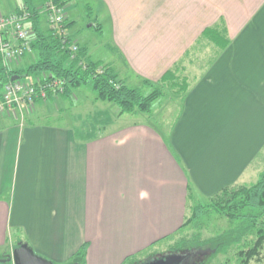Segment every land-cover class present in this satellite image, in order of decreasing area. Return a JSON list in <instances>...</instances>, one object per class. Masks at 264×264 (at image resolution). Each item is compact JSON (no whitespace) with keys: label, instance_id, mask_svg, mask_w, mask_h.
<instances>
[{"label":"crops","instance_id":"1","mask_svg":"<svg viewBox=\"0 0 264 264\" xmlns=\"http://www.w3.org/2000/svg\"><path fill=\"white\" fill-rule=\"evenodd\" d=\"M4 1L0 15L28 2L40 13L38 29L49 32L43 0ZM59 3L86 57L129 87L149 80L188 88L166 134L153 122L118 123L126 114L111 103L116 118L101 121L97 135L63 121L60 108L51 122L53 113L40 111L35 122L0 117V258L14 264L22 243L55 264H71L84 246V264L131 263L181 230L193 197L259 180L252 168L264 151V0ZM103 42L100 56L93 44ZM36 56L25 53L11 68L27 69Z\"/></svg>","mask_w":264,"mask_h":264},{"label":"trees","instance_id":"2","mask_svg":"<svg viewBox=\"0 0 264 264\" xmlns=\"http://www.w3.org/2000/svg\"><path fill=\"white\" fill-rule=\"evenodd\" d=\"M43 1L47 2L48 0ZM54 1L63 5L59 3V0ZM25 7L31 12L30 23L33 32L31 50L33 54L37 55L36 62L27 69H12L10 65L5 64L3 56L0 55V100L3 97L5 86L12 82V78L15 76H19V79H35L41 82L60 80L64 83V91L58 97L70 99L76 90L89 85L95 92L97 101L115 104L120 109V115L136 113L152 115L153 104L163 97L166 83H162L159 87L157 84L146 80V87L153 90L144 94L139 88L126 85L110 67L100 62L90 61L78 44L79 51L73 57L72 44L70 43L75 41L70 34L65 41L51 29L49 32H42L36 24L40 20L38 10L28 2L22 8ZM66 29L69 32L67 24ZM26 53L29 54V52ZM165 82L170 84L172 81ZM183 87L180 88L181 93L182 91L186 92L188 88L187 84ZM55 98L57 97L49 92L48 99L53 100ZM210 200L207 205L209 210L230 219L245 220L244 224L206 241L195 239L189 243L190 245H187V241L184 245L183 241L173 251L178 253L186 252L188 248L198 250L205 248L208 253L212 250L215 254L225 253L231 245L239 243L244 236L255 233L257 239L254 245L240 253L242 264H249L254 257L259 255L264 245V171L256 183L250 186L226 188ZM200 209L202 211V204L193 207L192 214L187 218L182 228L198 220ZM86 248L87 246H84L75 255L71 264H84ZM0 260L4 259L0 258ZM141 262L143 260L140 259L131 263L139 264Z\"/></svg>","mask_w":264,"mask_h":264},{"label":"rangeland","instance_id":"3","mask_svg":"<svg viewBox=\"0 0 264 264\" xmlns=\"http://www.w3.org/2000/svg\"><path fill=\"white\" fill-rule=\"evenodd\" d=\"M16 0H5L4 5L9 4L10 6H14ZM64 6V5H63ZM4 10L5 7H2ZM1 8V9H2ZM65 8V7H64ZM2 9V10H3ZM66 11V9H65ZM42 15L46 16V12H42ZM87 16H84L82 14L81 18L83 20L86 19ZM85 18V19H84ZM82 26V30L86 28L85 26ZM81 26L78 27L77 30L81 28ZM88 29V28H87ZM71 30L75 31V27H72ZM79 31L76 32V34ZM96 34V32L94 33ZM75 41V40H74ZM77 43V41H75ZM97 44V43H95ZM93 44V49H95V52L99 54L100 56H104L107 53V49L105 48V42H103L100 45ZM32 53V52H31ZM32 81H35V79H32ZM172 83V84H171ZM165 84L164 89V95L163 97L159 98L157 101L154 102V112L152 115H135V114H126L125 118L118 123H122L125 121L128 122H139V121H147V122H153L155 124H158L160 126V129L166 133H169V131L174 126L175 120L178 118L180 112H181V99L184 95L185 91L180 92V88H184L183 85L187 84V82H171ZM131 86L135 88H139L144 94L150 93L153 89L150 87H146L145 83L143 86L138 85V83L131 82L129 83ZM174 84V86H173ZM162 84H157V86H161ZM188 86V84H187ZM92 88L88 86H83L79 89V91H75L73 94L74 96L70 98V100H67V98L63 97H57L53 100L47 99V103H45L44 100H41L45 103V105L41 102H36L34 105L29 106L28 108H25L23 110L19 111H7V113L0 114V117L4 115H10L12 119H15L18 122H35L36 119H38L40 116H38L39 111L40 115H46L48 112L53 113V116L51 115L47 120L49 122L57 120V109H61L60 113L65 114V119L63 121H76V125L78 127L83 128V130L94 132L95 135H97L100 130H102L103 126L106 125L101 124V121L104 122L105 119L110 118L112 116V121L114 120L115 111L114 109H111L110 104L103 101H95V95ZM65 100H63V99ZM62 99V100H61ZM112 104V103H111ZM43 106L44 111L40 109L39 106ZM114 105V106H113ZM112 107H116L118 111V107L115 104H112ZM109 112H106V111ZM65 112V113H63ZM111 115V116H110ZM75 117V120H74ZM116 118V117H115ZM34 120V121H33ZM78 120V121H77ZM110 121V119H109ZM108 122V121H106ZM75 124V122H74ZM255 170V173H262L264 171V151L259 155L257 160L255 161L253 168ZM259 178V177H258ZM211 200L209 198H206L202 200L201 202H196L195 198L193 197L191 199L190 204V214H192V209L197 204H202V211L200 209V216L196 222H192L191 224L185 226L183 229L179 232H177L173 237L170 239L161 242L160 244L155 247V249H151L146 251L144 254L141 255V261L153 259L154 257H159L160 255H169L174 252V248L178 247L179 244H181L184 241H187V245H190L192 241L195 239H199L200 241H206L211 238L220 236L224 234L225 232L234 229L238 226H241L244 224L245 220L240 219H230L226 216H223L213 210H209L207 208L208 203ZM257 239V235L254 233H251L247 236H244L242 240L239 243H235L231 245L225 253L215 254L213 253L214 250L210 251L208 253L207 249H186V252L189 251H197L202 252L204 254L201 258H195L192 259V264H242V258L240 253L242 251L250 249L254 242ZM176 253V252H174ZM12 256V254L10 255ZM11 261V260H10ZM190 263V264H191ZM0 264H8L6 262H3L0 260ZM130 264V263H127ZM132 264V263H131ZM249 264H264V245L263 248L260 250V253L258 256L254 257Z\"/></svg>","mask_w":264,"mask_h":264},{"label":"built area","instance_id":"4","mask_svg":"<svg viewBox=\"0 0 264 264\" xmlns=\"http://www.w3.org/2000/svg\"><path fill=\"white\" fill-rule=\"evenodd\" d=\"M42 11L46 12L50 29L66 41L69 38V32L66 29L67 16L64 6L54 0H48L43 5ZM30 17L31 12L26 7L9 15H0V55L3 56L5 64L11 66L26 52H32L33 32L29 27ZM9 35L17 43L8 39ZM70 44L75 57L79 47L75 42ZM63 91L64 83L60 80L41 82L25 78L12 81L4 88L3 97L0 100V114L23 110L41 100L46 101L49 92L58 97Z\"/></svg>","mask_w":264,"mask_h":264},{"label":"water","instance_id":"5","mask_svg":"<svg viewBox=\"0 0 264 264\" xmlns=\"http://www.w3.org/2000/svg\"><path fill=\"white\" fill-rule=\"evenodd\" d=\"M19 79V76L12 78V81ZM204 254L197 251L189 252H178L169 255H160L159 257H154L153 259L145 260L139 264H181L184 260L194 255ZM12 261L14 264H55L43 257L35 254L32 248L28 244H20L12 253ZM78 264V263H73Z\"/></svg>","mask_w":264,"mask_h":264},{"label":"flooded vegetation","instance_id":"6","mask_svg":"<svg viewBox=\"0 0 264 264\" xmlns=\"http://www.w3.org/2000/svg\"><path fill=\"white\" fill-rule=\"evenodd\" d=\"M202 257V255L200 256V255H194V256H192V257H189V258H187L186 260H184L181 264H190L191 263V261H192V259H195V258H201ZM192 264V263H191Z\"/></svg>","mask_w":264,"mask_h":264}]
</instances>
